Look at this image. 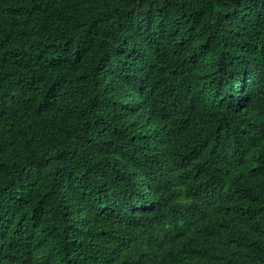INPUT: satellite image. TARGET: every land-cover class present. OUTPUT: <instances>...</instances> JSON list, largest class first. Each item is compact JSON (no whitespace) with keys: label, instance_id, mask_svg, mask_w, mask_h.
Returning a JSON list of instances; mask_svg holds the SVG:
<instances>
[{"label":"trees","instance_id":"1","mask_svg":"<svg viewBox=\"0 0 264 264\" xmlns=\"http://www.w3.org/2000/svg\"><path fill=\"white\" fill-rule=\"evenodd\" d=\"M0 264H264V0H0Z\"/></svg>","mask_w":264,"mask_h":264}]
</instances>
